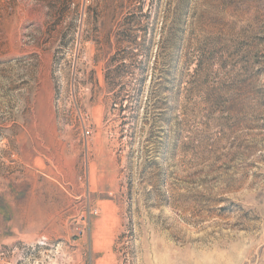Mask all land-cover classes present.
<instances>
[{"label":"rangeland","instance_id":"rangeland-1","mask_svg":"<svg viewBox=\"0 0 264 264\" xmlns=\"http://www.w3.org/2000/svg\"><path fill=\"white\" fill-rule=\"evenodd\" d=\"M0 264H264V0H0Z\"/></svg>","mask_w":264,"mask_h":264},{"label":"built area","instance_id":"built-area-1","mask_svg":"<svg viewBox=\"0 0 264 264\" xmlns=\"http://www.w3.org/2000/svg\"><path fill=\"white\" fill-rule=\"evenodd\" d=\"M89 134H90L89 131H86L85 136L88 137Z\"/></svg>","mask_w":264,"mask_h":264}]
</instances>
